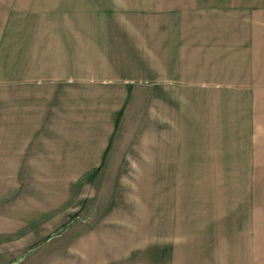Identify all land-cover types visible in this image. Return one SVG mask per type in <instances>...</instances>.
<instances>
[{
	"label": "crops",
	"instance_id": "obj_1",
	"mask_svg": "<svg viewBox=\"0 0 264 264\" xmlns=\"http://www.w3.org/2000/svg\"><path fill=\"white\" fill-rule=\"evenodd\" d=\"M3 157L154 181L136 264H264V0H0Z\"/></svg>",
	"mask_w": 264,
	"mask_h": 264
},
{
	"label": "rangeland",
	"instance_id": "obj_2",
	"mask_svg": "<svg viewBox=\"0 0 264 264\" xmlns=\"http://www.w3.org/2000/svg\"><path fill=\"white\" fill-rule=\"evenodd\" d=\"M4 158L2 248H30L33 264H136L133 253L142 252L147 258L158 235L154 181H108V174L91 175L90 166L39 164V158L9 165Z\"/></svg>",
	"mask_w": 264,
	"mask_h": 264
}]
</instances>
